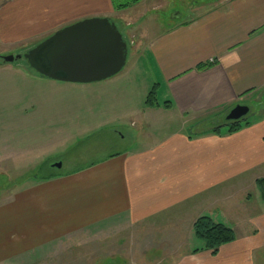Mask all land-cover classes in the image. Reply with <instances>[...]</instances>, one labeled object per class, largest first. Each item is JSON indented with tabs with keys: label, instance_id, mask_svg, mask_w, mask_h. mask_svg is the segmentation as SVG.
I'll list each match as a JSON object with an SVG mask.
<instances>
[{
	"label": "crops",
	"instance_id": "obj_1",
	"mask_svg": "<svg viewBox=\"0 0 264 264\" xmlns=\"http://www.w3.org/2000/svg\"><path fill=\"white\" fill-rule=\"evenodd\" d=\"M171 2L140 0L115 10L112 0H8L0 6V42L23 53L59 28L108 17L132 38V55L143 48L165 88L163 111L183 127L262 95L264 0H186L187 10ZM170 8L171 18L159 15ZM204 62L211 65L195 69ZM263 119L219 135L180 128L82 169L34 178L0 197V264H252L264 249V201L254 191L264 176ZM250 203L261 207L257 215L245 214ZM202 215L235 232L216 254L193 252L202 245L193 232ZM148 253L168 259L151 263Z\"/></svg>",
	"mask_w": 264,
	"mask_h": 264
},
{
	"label": "rangeland",
	"instance_id": "obj_2",
	"mask_svg": "<svg viewBox=\"0 0 264 264\" xmlns=\"http://www.w3.org/2000/svg\"><path fill=\"white\" fill-rule=\"evenodd\" d=\"M6 1L0 0V6ZM131 1L118 0L119 3ZM179 1L172 0L171 3L177 9L187 10L186 0ZM172 9L159 12V15L169 19ZM140 26L134 28L144 30ZM150 31L159 30L155 25ZM131 39L127 38L128 55L123 68L111 77L89 83L41 76L28 66L24 58L4 62L1 56L19 53L15 50L17 45L0 42L1 198L6 199L34 178L41 180L48 173L55 175L82 169L109 155L155 143L180 128L193 133L223 122L228 112L207 122L203 117H195L188 122L193 127H183L173 114L163 111L162 103L168 99L165 88L157 84V78L143 56V48L137 46L136 54H131L135 45L131 44ZM153 86L161 107L159 110L150 109L144 103ZM244 103L249 108V120L264 118V93ZM12 151L15 152L13 155ZM17 153L19 158L14 159ZM57 162L61 163L59 168L54 166ZM254 191L258 193L256 185ZM260 209L250 203L245 205V214L257 215ZM148 254V261L156 257L159 261L168 259L161 253ZM252 257V264H264V249L253 253ZM56 263L65 264L59 261L37 264Z\"/></svg>",
	"mask_w": 264,
	"mask_h": 264
},
{
	"label": "water",
	"instance_id": "obj_3",
	"mask_svg": "<svg viewBox=\"0 0 264 264\" xmlns=\"http://www.w3.org/2000/svg\"><path fill=\"white\" fill-rule=\"evenodd\" d=\"M128 45L115 22L108 17H88L55 30L47 38L17 55L2 57L12 63L24 58L30 68L51 79L89 83L118 73L126 63ZM249 113L236 104L226 114L237 121ZM60 167L61 163L54 164Z\"/></svg>",
	"mask_w": 264,
	"mask_h": 264
},
{
	"label": "trees",
	"instance_id": "obj_4",
	"mask_svg": "<svg viewBox=\"0 0 264 264\" xmlns=\"http://www.w3.org/2000/svg\"><path fill=\"white\" fill-rule=\"evenodd\" d=\"M140 0H133L131 2H124L116 4L115 0H112L113 7L115 10H121L139 2ZM211 64L209 62H204L198 64L195 69L202 70L209 67ZM145 105L148 107H158L160 104L156 99L155 86H153L145 99ZM169 101H164L162 106L169 108ZM249 117H244L237 121H227L223 117V122L220 124L211 125L208 128L202 130L201 132H195L193 135H200L206 133L222 134L224 133H235L242 129L243 127L249 125L252 120ZM54 176V174L48 173L44 178H49ZM255 185L258 190L259 197L264 201V176L259 177L255 180ZM194 235L201 241V247L195 248L193 252H198L199 250H207L211 254H216L218 249L225 244L231 243L235 240V232L233 228L223 222L214 220L209 215L199 216L193 223Z\"/></svg>",
	"mask_w": 264,
	"mask_h": 264
},
{
	"label": "built area",
	"instance_id": "obj_5",
	"mask_svg": "<svg viewBox=\"0 0 264 264\" xmlns=\"http://www.w3.org/2000/svg\"><path fill=\"white\" fill-rule=\"evenodd\" d=\"M212 61V60H211Z\"/></svg>",
	"mask_w": 264,
	"mask_h": 264
}]
</instances>
